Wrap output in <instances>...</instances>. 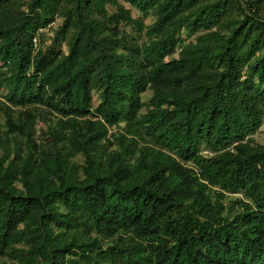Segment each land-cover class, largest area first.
Listing matches in <instances>:
<instances>
[{
    "label": "trees",
    "instance_id": "obj_1",
    "mask_svg": "<svg viewBox=\"0 0 264 264\" xmlns=\"http://www.w3.org/2000/svg\"><path fill=\"white\" fill-rule=\"evenodd\" d=\"M263 124L264 0H0V264H264Z\"/></svg>",
    "mask_w": 264,
    "mask_h": 264
},
{
    "label": "rangeland",
    "instance_id": "obj_2",
    "mask_svg": "<svg viewBox=\"0 0 264 264\" xmlns=\"http://www.w3.org/2000/svg\"><path fill=\"white\" fill-rule=\"evenodd\" d=\"M57 25L53 26V28H56ZM47 34V39H46V43L50 42V38L53 36V33L51 31H46ZM148 98L147 97V101H148ZM96 102H97V97L94 98V106L96 105ZM254 139L260 143V144H264V124L263 126L261 127V129L256 133V135L254 136Z\"/></svg>",
    "mask_w": 264,
    "mask_h": 264
}]
</instances>
